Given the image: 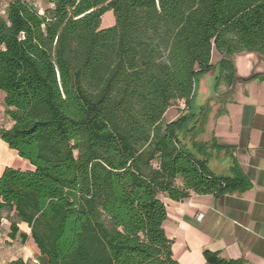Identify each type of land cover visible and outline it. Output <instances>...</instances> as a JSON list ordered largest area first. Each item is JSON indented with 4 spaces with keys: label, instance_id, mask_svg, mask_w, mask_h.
<instances>
[{
    "label": "trees",
    "instance_id": "16d2710c",
    "mask_svg": "<svg viewBox=\"0 0 264 264\" xmlns=\"http://www.w3.org/2000/svg\"><path fill=\"white\" fill-rule=\"evenodd\" d=\"M42 1L43 12L34 0H10L0 13L11 121L0 138L34 166L4 169L0 222L5 214L9 238H32L47 264H180L161 195L178 202L252 186L214 134L200 139L212 106L193 103L197 79L215 69V90L264 79L239 77L234 60L264 56V0ZM107 11L115 23L102 27ZM175 101L185 111L164 123ZM220 154H231L230 174L211 169Z\"/></svg>",
    "mask_w": 264,
    "mask_h": 264
},
{
    "label": "crops",
    "instance_id": "0c3cea01",
    "mask_svg": "<svg viewBox=\"0 0 264 264\" xmlns=\"http://www.w3.org/2000/svg\"><path fill=\"white\" fill-rule=\"evenodd\" d=\"M234 60L239 77L264 74L262 55L243 52L235 55ZM221 93L220 102L212 107L206 134L210 138L214 134L231 150L252 186L243 193H192L178 202L161 195L168 211L164 227L174 241V256L180 264H211L205 251L217 253L224 259L242 260L244 264H264V79L238 81L226 86ZM3 99L4 93L0 92L5 114ZM214 159L220 162L218 171L211 167ZM212 160L210 167L214 172L231 173V154H220ZM6 167L34 169L0 138V176ZM9 226L3 214L0 264H10L20 257L47 264V258L38 254L32 238L25 244L19 237L11 240ZM20 229L30 234L27 224L21 223Z\"/></svg>",
    "mask_w": 264,
    "mask_h": 264
},
{
    "label": "rangeland",
    "instance_id": "374dc122",
    "mask_svg": "<svg viewBox=\"0 0 264 264\" xmlns=\"http://www.w3.org/2000/svg\"><path fill=\"white\" fill-rule=\"evenodd\" d=\"M10 0H0V13H3L8 2ZM34 4L43 12L47 7L46 4L43 3L42 0H34ZM115 23V16L113 11H107L102 17V27H110ZM220 59V55L214 51L212 56L213 63H216ZM217 73V69L207 73L206 75L201 76L197 79L195 83V90L197 92V96L193 103V108H197L198 106L210 102L212 107H215L217 103L220 102V99L223 97L221 91L226 87L224 81H222L217 90L214 89V79ZM2 103L0 100V127H9L10 119L4 114L2 109ZM185 111V104L183 101H175L169 107L167 112L164 115L163 122L166 123L168 121H172L176 119L179 114ZM207 129V127H206ZM210 138V135L206 134V131L201 134L200 139L206 140ZM220 162L216 159L212 160L211 167L215 169V171L220 170L219 168ZM38 250V249H37ZM40 254L39 250L37 251ZM30 262H34L33 259H28Z\"/></svg>",
    "mask_w": 264,
    "mask_h": 264
}]
</instances>
